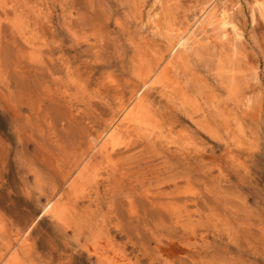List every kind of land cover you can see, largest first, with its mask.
<instances>
[{
	"label": "rangeland",
	"instance_id": "rangeland-1",
	"mask_svg": "<svg viewBox=\"0 0 264 264\" xmlns=\"http://www.w3.org/2000/svg\"><path fill=\"white\" fill-rule=\"evenodd\" d=\"M11 255L264 264V0H0Z\"/></svg>",
	"mask_w": 264,
	"mask_h": 264
},
{
	"label": "bare ground",
	"instance_id": "bare-ground-1",
	"mask_svg": "<svg viewBox=\"0 0 264 264\" xmlns=\"http://www.w3.org/2000/svg\"><path fill=\"white\" fill-rule=\"evenodd\" d=\"M201 15V14H200ZM215 15V14H214ZM201 17V16H200ZM214 17V16H213ZM213 17H208V18H206V17H204V26L202 27V28H200L202 31H204V29H205V27L206 26H208L210 23H211V21H212V18ZM201 20V19H200ZM194 24V23H193ZM193 27V26H192ZM190 30V29H189ZM193 30V29H192ZM180 44H181V42H180ZM183 48H185V45H183ZM157 70V69H156ZM158 72H161V71H158ZM156 73V72H155ZM164 73V72H163ZM166 74H167V72H166ZM149 75V74H148ZM154 75V74H153ZM149 78V77H148ZM149 80H151V79H149ZM231 80V79H230ZM171 90V89H170ZM172 91V90H171ZM135 99V98H134ZM139 107V106H138ZM135 108V107H134ZM137 110H139L138 108H137ZM115 127V126H114ZM114 127H112L113 128V130H112V134L111 135H115V133H116V130L114 129ZM117 129V128H116ZM118 131V130H117ZM110 133H111V131H109ZM109 133V134H110ZM107 137V136H106ZM110 138V137H109ZM103 138H101V140H102ZM108 139V138H107ZM111 139V138H110ZM104 141H106V140H104ZM108 141H109V139H108ZM109 142H111V141H109ZM102 143V142H101ZM102 145H103V143H102ZM104 147V146H103ZM95 149V148H94ZM16 255H11L10 257H9V260H8V262H9V264L10 263H15L16 262ZM18 260V259H17Z\"/></svg>",
	"mask_w": 264,
	"mask_h": 264
}]
</instances>
